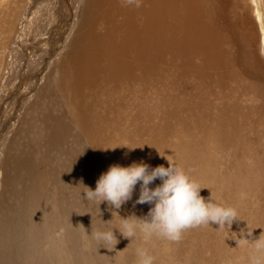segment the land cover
<instances>
[{
    "label": "bare ground",
    "instance_id": "obj_1",
    "mask_svg": "<svg viewBox=\"0 0 264 264\" xmlns=\"http://www.w3.org/2000/svg\"><path fill=\"white\" fill-rule=\"evenodd\" d=\"M23 2L25 13L22 0H0V264H136L137 247L153 264H194L202 249L189 259L179 252L212 240L207 264H264V250L255 248L264 240V144L252 151L241 141L228 153L224 175L233 176L237 195L221 205L236 209L231 225L188 228L178 241L130 242L113 229L118 243L105 249L85 230L104 227L100 218L118 225L116 212L143 217L151 205L133 206L139 185L120 209L82 197L111 164L157 160L144 144L130 148L131 123L145 113L138 83L150 71L161 84L158 72L237 80L242 67L264 109V0H249L250 27L232 20L226 0ZM195 121L201 139L176 155L175 166L207 184L216 178L212 152L232 144L223 131L237 127L214 117L208 133Z\"/></svg>",
    "mask_w": 264,
    "mask_h": 264
},
{
    "label": "rangeland",
    "instance_id": "obj_2",
    "mask_svg": "<svg viewBox=\"0 0 264 264\" xmlns=\"http://www.w3.org/2000/svg\"><path fill=\"white\" fill-rule=\"evenodd\" d=\"M226 1L228 10L232 12L228 14L230 17L233 16L232 20H243V22L248 23L249 27L250 24L253 26L254 18L249 0ZM85 2L86 0H81L80 5ZM24 5L22 0L20 8L25 13ZM78 11H81V6H79ZM236 70L237 80L230 79V77L204 80L190 70L178 69L179 72L174 73V75L168 70L162 76L158 72L161 84L154 83L155 75L152 71L148 72L144 79L138 83L140 88H142L143 83L146 93L142 104L145 113L143 117L131 123L133 133L130 148L144 144L147 152L152 154L151 157L154 154L157 157L151 166L163 164L167 167L169 162L176 164L177 154L183 153L189 145L197 143L201 139V137L193 134V122L195 120L201 121L208 133L212 132L218 125L213 122L214 117L234 121L237 127L234 131H223L226 134L225 139L228 138V143L232 142V144H221L220 146L225 151L217 150V153L210 149L211 152L213 151L216 160L214 169L216 178L207 184L199 183L203 187L202 190L206 198L210 197L211 194L214 201L220 205L237 195V191L231 194L236 189L234 184L236 181L233 176L224 175L227 167V156L235 148L240 147L241 141L247 143L248 150L252 151L264 144V109L259 108L254 92L247 86L252 84L254 78L249 74V76H245L242 67H236ZM131 104L133 112L135 109L133 100H131ZM190 110H193L197 117L190 115ZM230 135L236 136L238 140H229ZM245 160L249 162L250 159L245 157ZM155 182L159 184L160 180L157 179ZM215 244L216 241L212 240L198 246L191 245L179 252L178 259H189L194 252L202 249L201 259L194 264H207L208 260L214 259L210 248L213 249ZM215 262L218 261L215 260ZM222 263L231 264L223 261Z\"/></svg>",
    "mask_w": 264,
    "mask_h": 264
},
{
    "label": "clouds",
    "instance_id": "obj_3",
    "mask_svg": "<svg viewBox=\"0 0 264 264\" xmlns=\"http://www.w3.org/2000/svg\"><path fill=\"white\" fill-rule=\"evenodd\" d=\"M157 179L160 183L150 187ZM137 185L139 190L133 206L151 205L145 216L138 217L133 213L122 217L116 212L119 218L118 225L109 227L107 226L109 220L104 221L100 218L101 224L105 226L97 227L90 232L85 230V236L91 237L101 247L110 244L113 249L118 243L113 229L122 237L130 238V242L138 236L144 241L152 237L178 241L183 231L188 228L209 225V222L219 226L231 225L237 218L235 208L218 204L211 194L207 199L201 196L200 190L203 187L183 168L170 162L167 167L163 164L152 167L143 160L133 161L127 166L111 164L99 175L95 188L86 187L87 191L81 196L89 201H95L98 205L106 202L112 208L120 209L123 204L132 200ZM255 248L258 251L264 250V240L257 238ZM135 255L136 264L154 262V256L143 247H137Z\"/></svg>",
    "mask_w": 264,
    "mask_h": 264
},
{
    "label": "snow or ice",
    "instance_id": "obj_4",
    "mask_svg": "<svg viewBox=\"0 0 264 264\" xmlns=\"http://www.w3.org/2000/svg\"><path fill=\"white\" fill-rule=\"evenodd\" d=\"M257 15H259V13H257Z\"/></svg>",
    "mask_w": 264,
    "mask_h": 264
}]
</instances>
